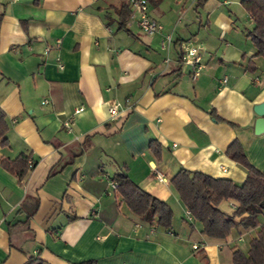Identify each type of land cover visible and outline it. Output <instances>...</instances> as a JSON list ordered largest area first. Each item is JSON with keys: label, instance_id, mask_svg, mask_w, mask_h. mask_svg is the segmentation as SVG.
Wrapping results in <instances>:
<instances>
[{"label": "crops", "instance_id": "obj_1", "mask_svg": "<svg viewBox=\"0 0 264 264\" xmlns=\"http://www.w3.org/2000/svg\"><path fill=\"white\" fill-rule=\"evenodd\" d=\"M124 1L130 31L118 28L115 7ZM130 2L0 0V106L9 125L0 158L35 161L21 180L0 163V264H234V247L248 251L259 229L204 234L171 182L181 167L244 181L232 142L264 171L254 109L264 101V54L248 36L253 18L241 0H149L163 27L150 34ZM186 41L202 48L195 79L180 60ZM113 101L122 102L115 115ZM122 171L181 210L171 230L111 190ZM221 202L227 211L238 203Z\"/></svg>", "mask_w": 264, "mask_h": 264}, {"label": "trees", "instance_id": "obj_2", "mask_svg": "<svg viewBox=\"0 0 264 264\" xmlns=\"http://www.w3.org/2000/svg\"><path fill=\"white\" fill-rule=\"evenodd\" d=\"M157 4L160 0H150ZM245 10L253 18L255 25L249 30L253 44L260 54H264V0H241ZM118 16V28H128L127 22L131 16V8L127 1L121 2L115 7ZM2 16L0 13V20ZM180 60L183 61L184 52L180 51ZM213 112V110H212ZM215 118L220 116L213 112ZM3 108L0 106V142L7 144L8 121ZM150 147L156 155H159V143L151 141ZM244 147L232 142L229 152L241 165L247 168L246 178L238 183L234 179L224 176L214 177L209 173L196 170L179 168L171 178L173 186L178 190L184 205L190 210L194 219L202 223V232L214 238L228 236L234 227L241 226L245 229L257 228L256 235L251 237L248 251L235 246L233 250L234 264H264V171L256 168L249 160ZM30 155L20 153L14 158L2 156L0 163L13 175L21 180L28 169ZM118 183L117 191L122 200L129 205V209L135 214L149 215L151 222L164 229L173 227V209L163 199L156 197L153 193L146 191L141 185L135 183L126 171L117 172L112 175ZM222 200H235L237 205L227 211L221 207ZM24 200L22 206H25ZM37 208V201L32 207L33 212ZM188 220V219H187ZM192 223V222H190ZM206 261L207 257L203 256ZM28 264H43L42 260L31 258ZM85 264V263H81Z\"/></svg>", "mask_w": 264, "mask_h": 264}, {"label": "built area", "instance_id": "obj_3", "mask_svg": "<svg viewBox=\"0 0 264 264\" xmlns=\"http://www.w3.org/2000/svg\"><path fill=\"white\" fill-rule=\"evenodd\" d=\"M130 4L133 8L134 11H136L139 16H138V23L139 26L142 28L144 32L153 34L157 32L160 28L162 27V23L157 21L155 18L151 16L149 13V7H148V2L149 0H130ZM172 42V34L167 33L163 38H162V46L166 47L168 44ZM182 50L184 52L183 55V61L185 64H190L192 65L193 70H192V77L193 79L197 78L201 72V68L204 67V63L202 61V48L201 46L199 47L198 45H192L188 41L184 42L182 44ZM168 62V58L166 60ZM47 101V100H46ZM130 101V98L126 99V102L128 103ZM45 102V101H44ZM122 106V102L120 101H113L109 105V110L111 111V114L115 115L117 112H119L120 107ZM83 108V106L77 107L74 109V113L71 114L70 116L67 117V119L64 120L63 125L66 126V130L71 131L73 129V123H74V118L75 116L80 113V110ZM28 165L33 166V160L32 158L28 159ZM158 179L160 181H163L164 178H167L163 176L160 172L156 173ZM110 179L109 177H107ZM110 184H111V190L112 189H117L118 183L115 181V179H110ZM186 217H188V220H193V217L190 210H186ZM198 244H195L194 246L196 247Z\"/></svg>", "mask_w": 264, "mask_h": 264}, {"label": "water", "instance_id": "obj_4", "mask_svg": "<svg viewBox=\"0 0 264 264\" xmlns=\"http://www.w3.org/2000/svg\"><path fill=\"white\" fill-rule=\"evenodd\" d=\"M256 113H258L257 121H255V131L258 133L264 131V101L257 102L254 107Z\"/></svg>", "mask_w": 264, "mask_h": 264}, {"label": "rangeland", "instance_id": "obj_5", "mask_svg": "<svg viewBox=\"0 0 264 264\" xmlns=\"http://www.w3.org/2000/svg\"><path fill=\"white\" fill-rule=\"evenodd\" d=\"M227 210V209H226ZM181 210L180 211H176L175 213H173L175 215L176 218H181L180 216Z\"/></svg>", "mask_w": 264, "mask_h": 264}]
</instances>
